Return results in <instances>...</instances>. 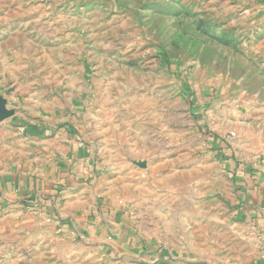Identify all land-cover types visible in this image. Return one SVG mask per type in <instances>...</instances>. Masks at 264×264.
<instances>
[{"label": "rangeland", "instance_id": "obj_1", "mask_svg": "<svg viewBox=\"0 0 264 264\" xmlns=\"http://www.w3.org/2000/svg\"><path fill=\"white\" fill-rule=\"evenodd\" d=\"M0 96L3 151L82 141L122 200L168 208L172 176L264 168V0H0Z\"/></svg>", "mask_w": 264, "mask_h": 264}, {"label": "crops", "instance_id": "obj_2", "mask_svg": "<svg viewBox=\"0 0 264 264\" xmlns=\"http://www.w3.org/2000/svg\"><path fill=\"white\" fill-rule=\"evenodd\" d=\"M12 108L0 96V128ZM31 137L0 148V213H29L0 218V264H264V168L172 176L153 193L176 195L166 208L122 200L82 141Z\"/></svg>", "mask_w": 264, "mask_h": 264}, {"label": "built area", "instance_id": "obj_3", "mask_svg": "<svg viewBox=\"0 0 264 264\" xmlns=\"http://www.w3.org/2000/svg\"><path fill=\"white\" fill-rule=\"evenodd\" d=\"M230 137V136H229Z\"/></svg>", "mask_w": 264, "mask_h": 264}]
</instances>
